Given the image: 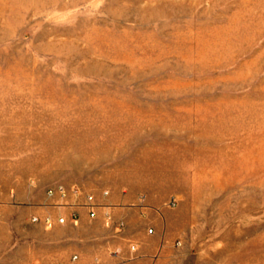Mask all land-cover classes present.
<instances>
[{
  "label": "rangeland",
  "instance_id": "obj_1",
  "mask_svg": "<svg viewBox=\"0 0 264 264\" xmlns=\"http://www.w3.org/2000/svg\"><path fill=\"white\" fill-rule=\"evenodd\" d=\"M0 162L133 196L167 264H264V0H0Z\"/></svg>",
  "mask_w": 264,
  "mask_h": 264
},
{
  "label": "crops",
  "instance_id": "obj_2",
  "mask_svg": "<svg viewBox=\"0 0 264 264\" xmlns=\"http://www.w3.org/2000/svg\"><path fill=\"white\" fill-rule=\"evenodd\" d=\"M50 188H15L0 162V264H167L178 256L169 220L153 218L150 232L135 218L133 196Z\"/></svg>",
  "mask_w": 264,
  "mask_h": 264
},
{
  "label": "built area",
  "instance_id": "obj_3",
  "mask_svg": "<svg viewBox=\"0 0 264 264\" xmlns=\"http://www.w3.org/2000/svg\"><path fill=\"white\" fill-rule=\"evenodd\" d=\"M54 190H55L54 188H51L49 191L53 193ZM56 190L60 191L63 195H65L67 189L65 188V186L59 185L58 187H56ZM89 198L92 199V197H89ZM60 221H63V219H60ZM47 222L48 224H50L49 220ZM149 231L152 232V229H150Z\"/></svg>",
  "mask_w": 264,
  "mask_h": 264
}]
</instances>
